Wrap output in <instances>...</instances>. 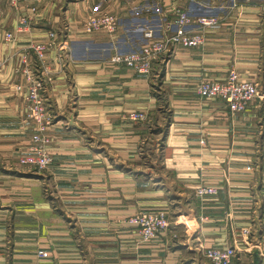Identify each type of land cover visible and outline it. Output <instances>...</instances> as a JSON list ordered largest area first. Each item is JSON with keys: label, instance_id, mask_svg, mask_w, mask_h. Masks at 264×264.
<instances>
[{"label": "crops", "instance_id": "1", "mask_svg": "<svg viewBox=\"0 0 264 264\" xmlns=\"http://www.w3.org/2000/svg\"><path fill=\"white\" fill-rule=\"evenodd\" d=\"M237 2L108 0L97 12L118 18L115 34L83 32L94 0H40V18L20 33L24 10L0 21V264H212L204 250L234 245L233 264H264L262 102L233 113L223 100L198 93L201 82L222 81L231 70L264 88V0ZM177 8L224 20L203 45L176 48L156 62L166 61L162 86L160 71L150 79L111 64L117 52L146 43L136 39L141 29L174 21ZM14 31L16 40L6 42ZM51 32L67 42L71 60L63 72L58 50L47 52L55 80L54 161L37 172L19 164L35 130L15 88L25 84L24 54L50 41ZM134 112L148 120H129ZM158 130L166 136L162 171L159 151L144 150ZM260 153L262 170L254 166ZM200 186L216 187L219 195L199 199ZM152 211L167 212L172 224L144 243L128 220Z\"/></svg>", "mask_w": 264, "mask_h": 264}, {"label": "built area", "instance_id": "2", "mask_svg": "<svg viewBox=\"0 0 264 264\" xmlns=\"http://www.w3.org/2000/svg\"><path fill=\"white\" fill-rule=\"evenodd\" d=\"M39 1L35 3L29 0H11V7L17 11L24 10L19 15L17 33L24 32L25 28L40 18ZM237 6V0H233ZM93 10L82 22L83 32L93 34L106 32L115 34L119 29V20L116 16ZM176 19L166 21L158 27H150L144 32L146 43L138 50L129 53L117 52L111 59V64L127 67L134 72L149 77L154 72L156 62L175 51L176 48H191L205 43V34L219 31L222 28L223 18L220 16H193L187 10L175 9ZM16 32H7L5 40L12 43L16 40ZM158 35V37H157ZM50 41L34 44L23 56L22 74L24 85H16L15 90L20 93L26 103L27 120L36 125L32 145L27 155L19 159V164L33 170H46L52 163L53 157L49 149L52 142L49 130L55 123V114L52 112L51 86L54 84L53 73L46 63L47 52L52 48L58 50L57 59L60 69L65 71L71 58H67L68 44L64 40L57 42L56 32L49 34ZM35 57L36 63L30 65ZM4 62L0 61V66ZM200 96L207 99H221L229 105L231 112H245L251 102H262L264 110V90L259 84L243 79L236 70H231L227 78L222 81L206 80L198 86ZM146 113L134 112L128 115L131 121H146ZM219 195L216 187L200 186L196 189L199 199ZM128 224L136 226L142 237V242L148 243L159 235L166 234L171 227V221L167 212L152 211L139 212L128 220ZM248 234L247 229L242 230ZM174 239L178 236L173 235ZM238 253L236 245L228 247H216L204 250V257L212 264H233ZM41 258L49 257V254L40 251Z\"/></svg>", "mask_w": 264, "mask_h": 264}, {"label": "rangeland", "instance_id": "3", "mask_svg": "<svg viewBox=\"0 0 264 264\" xmlns=\"http://www.w3.org/2000/svg\"><path fill=\"white\" fill-rule=\"evenodd\" d=\"M34 1V0H33ZM108 0H94V3H93V7H95V8H93L94 10H103L105 7H106V2H107ZM231 1V0H230ZM241 2H243L244 3V0H240ZM232 2H233V0H232ZM264 3V2H263ZM191 8H193V11H196V10H198V9H196L195 8V5L193 4H191ZM16 11V12H15ZM14 12H15V14L16 15H18L19 13L18 12H20V11H18L17 12V10H15V9H13L12 7H11V0H0V21H2V23H8V21H9V19L10 18H12L15 14H14ZM211 16H215V15H211ZM166 62V61H165ZM163 63L161 66L160 65H155V67H154V69H157V70H154V71H160V75L159 74H156L157 75V77H159V83L161 84V86H162V82H163V74H165V71H163L164 69H165V65H166V63ZM154 72L149 76V78L151 79L154 75ZM252 82H254V81H252ZM255 83H257V84H259L258 82H255ZM259 88H261V89H263L264 90V88L259 84ZM165 97V95H161V99H160V101L162 102V103H164V104H166L167 103V100H166V98H164ZM160 102V103H161ZM162 103H161V106L162 107H164L165 108V106H163L162 105ZM166 115H167V113H166V110L165 111H163V113L160 111V113L159 114H157V116L158 117H160V120L163 118V119H165L166 118ZM148 116V115H147ZM156 119V118H155ZM147 120H148V117H147ZM146 120V121H147ZM157 120V119H156ZM28 122L32 125V128L35 130L36 129V125H34L33 123H31L29 120H28ZM263 122H264V119H263ZM153 123V122H152ZM152 123H151V125H152ZM54 126V125H53ZM52 128V127H51ZM164 131V130H163ZM263 131H264V128H263ZM35 135V132H34V134H33V136ZM164 134L160 131L159 132V130L157 131V133L156 132H154V133H152V136H151V134H150V137L152 138V140H149V141H147L146 142V144H145V147H144V150H146L147 152H150V151H152L153 149H155V150H158L159 151V153H160V156H159V158H158V163H159V165H160V167H161V171H162V169H163V167H162V165H161V162H163L162 160H163V152H164V148H165V142H166V140H165V137L166 136H163ZM33 136H32V138H33ZM52 143V142H51ZM32 145V144H31ZM50 146H51V144H50ZM49 149H50V147H49ZM259 156L258 157H256V159H254V161H256L257 163H255L254 164V166L256 167V169H258V170H262V168H261V166L259 167V165H261L262 163V161H261V157H260V155H261V153L260 154H258ZM53 157V156H52ZM53 161H54V159H53ZM53 164V163H52ZM51 164V165H52ZM50 165V166H51ZM22 166V165H21ZM49 166V167H50ZM23 167H25V166H23ZM49 167L46 169V170H48L49 169ZM26 168H28V167H26ZM28 169H30V168H28ZM30 170H33V169H30ZM46 170H43V171H46ZM35 171H37V170H35ZM43 171H37V172H43ZM258 173V172H257ZM171 228V227H170ZM179 238V237H178ZM177 238V240L179 241V239ZM202 264H204V263H202Z\"/></svg>", "mask_w": 264, "mask_h": 264}, {"label": "trees", "instance_id": "4", "mask_svg": "<svg viewBox=\"0 0 264 264\" xmlns=\"http://www.w3.org/2000/svg\"><path fill=\"white\" fill-rule=\"evenodd\" d=\"M143 32H144L143 29H141V30L138 32L140 38H136L137 40H140L141 37H144V33H143Z\"/></svg>", "mask_w": 264, "mask_h": 264}]
</instances>
